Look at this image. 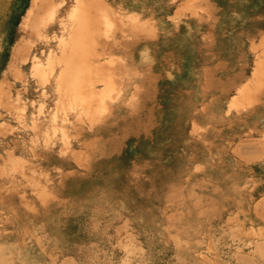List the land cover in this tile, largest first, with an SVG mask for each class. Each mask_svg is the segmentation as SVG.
Returning <instances> with one entry per match:
<instances>
[{
  "label": "rangeland",
  "instance_id": "obj_1",
  "mask_svg": "<svg viewBox=\"0 0 264 264\" xmlns=\"http://www.w3.org/2000/svg\"><path fill=\"white\" fill-rule=\"evenodd\" d=\"M0 264H264V0H0Z\"/></svg>",
  "mask_w": 264,
  "mask_h": 264
},
{
  "label": "bare ground",
  "instance_id": "obj_2",
  "mask_svg": "<svg viewBox=\"0 0 264 264\" xmlns=\"http://www.w3.org/2000/svg\"><path fill=\"white\" fill-rule=\"evenodd\" d=\"M86 7L87 6L79 5L76 10L71 11L68 15V20L75 24L71 35L72 44L71 46H68L64 41H61L63 42L61 43L63 45L61 57L58 59H49L47 62V68H49L50 73H53V70L58 67L61 69V71H59V76L56 79L58 94L63 96L65 102L68 101L66 104H71L73 107L80 108L87 113L89 112L87 101H91L92 99L96 101L97 98L103 96L107 91L113 90V84L108 70L96 65H91V62L89 61V55L94 51V49H92L94 46H90L89 44H91V42H87L89 40L86 37L85 31H89V27L91 28L92 26L94 30L98 31L97 33H102L105 32L108 25L101 17L94 13V9H86ZM89 13L93 15L94 20L91 21L88 18ZM66 50H69V52ZM93 54L95 55V51ZM34 66L38 70H42L43 68V65L38 62L35 63ZM95 74H99L102 77L105 75V80L100 81H103V84L109 87L108 89L106 88L107 90L104 88L103 90H97L94 86L95 82L90 78ZM44 80L48 81V79ZM65 105H63V107ZM77 108L74 110L77 111Z\"/></svg>",
  "mask_w": 264,
  "mask_h": 264
}]
</instances>
